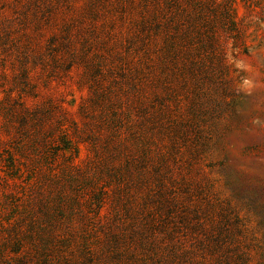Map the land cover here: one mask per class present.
Returning a JSON list of instances; mask_svg holds the SVG:
<instances>
[{
    "label": "rangeland",
    "instance_id": "1",
    "mask_svg": "<svg viewBox=\"0 0 264 264\" xmlns=\"http://www.w3.org/2000/svg\"><path fill=\"white\" fill-rule=\"evenodd\" d=\"M264 264V0H0V264Z\"/></svg>",
    "mask_w": 264,
    "mask_h": 264
},
{
    "label": "trees",
    "instance_id": "2",
    "mask_svg": "<svg viewBox=\"0 0 264 264\" xmlns=\"http://www.w3.org/2000/svg\"><path fill=\"white\" fill-rule=\"evenodd\" d=\"M20 260L22 261L21 264H25V262H24V258H21Z\"/></svg>",
    "mask_w": 264,
    "mask_h": 264
}]
</instances>
